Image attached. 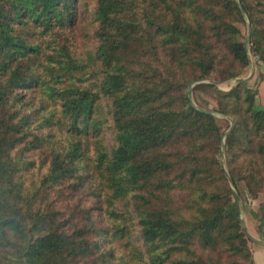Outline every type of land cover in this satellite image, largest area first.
<instances>
[{
    "label": "trees",
    "instance_id": "16d2710c",
    "mask_svg": "<svg viewBox=\"0 0 264 264\" xmlns=\"http://www.w3.org/2000/svg\"><path fill=\"white\" fill-rule=\"evenodd\" d=\"M245 17L264 62V0H0V264H256L189 88L244 71ZM218 92L262 191L264 108Z\"/></svg>",
    "mask_w": 264,
    "mask_h": 264
},
{
    "label": "rangeland",
    "instance_id": "374dc122",
    "mask_svg": "<svg viewBox=\"0 0 264 264\" xmlns=\"http://www.w3.org/2000/svg\"><path fill=\"white\" fill-rule=\"evenodd\" d=\"M249 24L250 22L247 17H245L244 22L242 20L236 22V25L240 28L242 33L240 38L245 42L249 31ZM78 44L80 47L83 46L84 42L82 40V37ZM247 48L249 64L239 76L222 80V78L217 74L212 78L193 81L191 83L192 87H190L191 84L189 85L190 96L193 104L199 108L210 110L216 117L217 123L220 125L222 131L224 132V147H221V160L227 174L228 171L231 170V167L228 164V161L231 158V154L230 150H227L225 139L228 133L231 131L235 120L232 114L223 113L221 111L218 91L228 92L238 83L243 82H238V78L245 79L246 81L244 83L255 95L257 106L260 108H264V62L252 51L251 33ZM206 83H211L214 85L213 87H209ZM228 175L230 176V174ZM245 183L246 182L242 180L238 182L237 186L235 184V187H232L229 181L230 187L232 188L234 194L237 196L240 202V218L246 224L247 231L253 238L256 237L254 233H258L260 238H264V190L254 193L247 187ZM250 239L251 240L248 242V245L252 249L255 246V243L253 242L254 240L252 238Z\"/></svg>",
    "mask_w": 264,
    "mask_h": 264
},
{
    "label": "crops",
    "instance_id": "0c3cea01",
    "mask_svg": "<svg viewBox=\"0 0 264 264\" xmlns=\"http://www.w3.org/2000/svg\"><path fill=\"white\" fill-rule=\"evenodd\" d=\"M254 233V232H253ZM256 237L252 238L255 243L253 256L256 264H264V238H260L258 233H254Z\"/></svg>",
    "mask_w": 264,
    "mask_h": 264
},
{
    "label": "water",
    "instance_id": "95a60500",
    "mask_svg": "<svg viewBox=\"0 0 264 264\" xmlns=\"http://www.w3.org/2000/svg\"><path fill=\"white\" fill-rule=\"evenodd\" d=\"M241 9H242V12L244 13V8H243L242 6H241ZM248 28H249V31H248V35H247V38H246V45H247L248 42H249V37H250L251 29H252L251 24H249ZM237 81H238V82H239V81H243V82H245L246 80H245V79H242V78H238ZM213 82H215V81H213ZM190 87H192V84L190 85ZM202 110L207 111V112H211L210 110H207V109H202ZM225 134H226V133H225ZM223 147H224V138H223V141H222V148H223ZM227 177H228V179H229V181H230L232 187H235V183H234V181L232 180V178H231L228 174H227ZM238 197H239V196H238ZM239 199H240V198H239ZM243 206H244V205H243ZM243 209H244V208H243ZM242 226H243V229H244L245 233L247 234V236H248L249 238H253V237L248 233L247 228H246V224L244 223L243 220H242Z\"/></svg>",
    "mask_w": 264,
    "mask_h": 264
}]
</instances>
